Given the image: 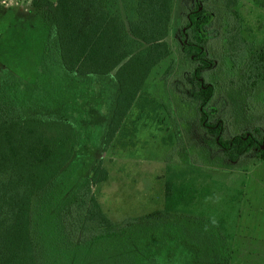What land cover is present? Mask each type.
Returning <instances> with one entry per match:
<instances>
[{
    "label": "trees",
    "instance_id": "16d2710c",
    "mask_svg": "<svg viewBox=\"0 0 264 264\" xmlns=\"http://www.w3.org/2000/svg\"><path fill=\"white\" fill-rule=\"evenodd\" d=\"M207 1L193 0L184 25L173 29L179 55L187 60V65L179 63L180 73L174 77L176 102L183 112L178 117L189 120L181 132L188 138L190 129L197 133L199 140L191 141L203 144L202 155L221 163H244L250 161L249 155L251 160L264 161L262 111L254 117L250 110L234 117L239 129L230 133L223 112L217 116L216 106L210 105L215 86L207 73L215 64L207 45L215 15L204 5ZM254 1L264 4V0ZM237 2L225 3L239 26L227 37L234 50L240 40L247 42L237 8H229ZM32 3L46 32L29 100L21 77L0 74V264H153L157 261L145 260L155 259L154 249L164 245L169 230L176 228L186 237V224L199 223L198 218L190 221L185 214L177 215L182 210L177 207L192 202L198 191L169 176L161 209L112 220L91 189L107 178V171L96 163L78 178L77 167L71 166L80 141L76 124L67 112L45 114L33 102L45 90L41 82L46 79L68 83L72 75L112 73L117 93L103 138L109 144L152 69L171 53L166 37L172 0ZM245 57H240L242 64L237 67L246 76L245 86L264 91V42L248 61ZM172 68L168 66L166 72ZM48 89L56 91L49 85Z\"/></svg>",
    "mask_w": 264,
    "mask_h": 264
},
{
    "label": "rangeland",
    "instance_id": "374dc122",
    "mask_svg": "<svg viewBox=\"0 0 264 264\" xmlns=\"http://www.w3.org/2000/svg\"><path fill=\"white\" fill-rule=\"evenodd\" d=\"M192 1L172 0L166 37L171 53L152 69L109 144H104L103 138L117 93L112 73L72 75L68 83L46 79L41 82L45 90L37 93L33 105L45 114L67 112L76 124L80 141L71 166L77 167L78 178L96 163L107 171V178L91 189L112 220L161 209L169 176L175 183L198 191L192 202L178 206L177 210H182L175 213L189 216L190 221V217L192 221L198 218L199 223L186 224L187 238L176 228L169 230L164 245L154 249L155 259L147 258L146 263L264 264V161L251 160L249 155L250 161L224 164L202 155L203 144L191 141L199 140L197 133L190 129L188 138L183 132L189 120L184 115L182 120L178 117L183 112L176 102L174 77L180 73L179 63L187 65V60L179 55L173 29L184 25ZM225 3H204L215 15L207 45L215 65L207 78L215 86L210 105L219 110L217 116L222 117L223 112L228 131L234 133L239 129L233 124L234 117H243L247 110L251 117L262 111L260 124L264 127V91L245 86L246 76L237 68L242 55L248 61L264 42V4L238 0L235 7L229 5L237 8L247 39L235 44L234 50L227 37L239 26ZM45 32L42 15L32 0H0V74L12 72L21 77L27 100L40 70ZM168 66L173 68L166 72Z\"/></svg>",
    "mask_w": 264,
    "mask_h": 264
}]
</instances>
